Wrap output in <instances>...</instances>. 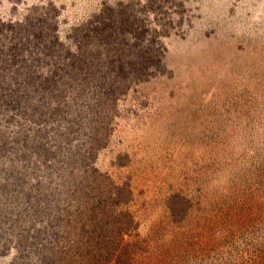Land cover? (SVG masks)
<instances>
[{
	"label": "rangeland",
	"instance_id": "obj_1",
	"mask_svg": "<svg viewBox=\"0 0 264 264\" xmlns=\"http://www.w3.org/2000/svg\"><path fill=\"white\" fill-rule=\"evenodd\" d=\"M96 215L110 264H264V0H0V264Z\"/></svg>",
	"mask_w": 264,
	"mask_h": 264
},
{
	"label": "trees",
	"instance_id": "obj_2",
	"mask_svg": "<svg viewBox=\"0 0 264 264\" xmlns=\"http://www.w3.org/2000/svg\"><path fill=\"white\" fill-rule=\"evenodd\" d=\"M85 221L80 223V226L89 228L91 223L93 227L91 231L83 229V232L77 233L72 239H69L71 237L67 234L62 243L59 242L64 247L59 246L57 251L47 255L49 259L44 260V264H110V258H107L110 252L107 251L106 247H103L107 234H102L97 229V227L106 228L108 225L104 221L100 222L98 215L89 217ZM49 246L52 247L53 243L46 247ZM119 258L121 264L127 260L124 259V254H121Z\"/></svg>",
	"mask_w": 264,
	"mask_h": 264
}]
</instances>
